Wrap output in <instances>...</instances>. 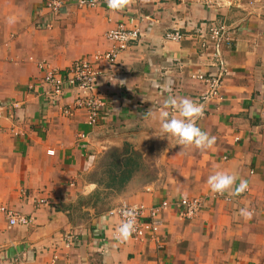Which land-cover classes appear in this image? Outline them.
Listing matches in <instances>:
<instances>
[{
  "label": "crops",
  "instance_id": "1",
  "mask_svg": "<svg viewBox=\"0 0 264 264\" xmlns=\"http://www.w3.org/2000/svg\"><path fill=\"white\" fill-rule=\"evenodd\" d=\"M118 23L139 36L112 65H99L105 109L92 127L84 110L64 115L69 94L58 105L45 99L37 65L66 70L107 52L106 32ZM214 28H223L217 42ZM176 32L181 40L165 39ZM222 68L220 99L196 121L215 137L212 147L166 139L156 119L164 100L196 102L207 87L193 76ZM263 93L264 0H126L115 11L106 0L92 9L67 1L56 15L45 0H0V207L29 221L10 226L0 213V264L15 256L24 264H264ZM109 154L118 174L128 169L125 184L106 189L115 192L106 212L85 205L75 217L78 198L100 188ZM217 171L237 176L233 189L247 181V190L212 193L206 181ZM181 197L203 198L196 217L160 208L153 239H116L112 212L122 202L148 211Z\"/></svg>",
  "mask_w": 264,
  "mask_h": 264
},
{
  "label": "built area",
  "instance_id": "2",
  "mask_svg": "<svg viewBox=\"0 0 264 264\" xmlns=\"http://www.w3.org/2000/svg\"><path fill=\"white\" fill-rule=\"evenodd\" d=\"M71 2L80 9L95 8L99 5L100 0H45V8L50 15H56L62 9L66 2ZM136 2H144L145 0H135ZM132 22V20H131ZM50 23L45 24L46 28H50ZM36 27L42 28L40 21L36 23ZM223 28H214L210 30L211 38L216 42L221 36ZM139 29L137 26L128 27L125 23H118L106 32V39L112 44L110 50L104 53L95 54L90 58H84L73 62L66 70L55 69L47 62H39L37 67L41 75V94L45 99L58 105L63 98L69 94L71 101L63 108V113L70 116L74 111L84 110L87 114L86 123L89 126H95L100 118L101 112L104 111V102L98 92V79L100 77L99 65H112L119 52L126 49L127 45L138 38ZM120 37H123L121 39ZM166 40L179 41L181 36L179 33H168L165 35ZM216 57L218 54L216 53ZM224 68L220 70L216 77H208L204 75L193 76L205 84L207 91L201 95L197 103L206 104L214 99H220V88ZM34 89V85L29 86ZM264 101V93L261 95ZM205 117V113L200 118ZM1 118V113H0ZM15 135H22L17 131ZM52 152V151H49ZM42 202V201H41ZM203 198H179L173 202L163 201L159 208H151L146 210L142 204H134L122 202L115 211L119 218V224L124 219L122 212L124 210H134L135 212V231L131 235L134 241H143L153 239L157 233L160 223L156 216L160 208H172L180 219H192L197 216L203 208ZM147 212V213H146ZM0 213L5 215L10 226L27 225L29 221L6 207H0ZM118 227V226H117ZM3 264H24V261L18 256L4 260ZM55 257L49 264H54Z\"/></svg>",
  "mask_w": 264,
  "mask_h": 264
},
{
  "label": "clouds",
  "instance_id": "3",
  "mask_svg": "<svg viewBox=\"0 0 264 264\" xmlns=\"http://www.w3.org/2000/svg\"><path fill=\"white\" fill-rule=\"evenodd\" d=\"M126 0H106L107 7L110 10H120L124 7ZM123 39V37H120ZM165 91H171L165 87ZM168 109L175 113L170 114ZM204 105L194 102L185 97L169 96L164 100L156 119L159 122V130L167 139L171 137L177 145L185 147L194 146L197 149L204 150L211 148L215 142V137L202 131L196 126V121L203 115ZM237 176L225 171H217L207 178L209 190L214 194H223L233 189ZM247 181L241 180L239 185L232 190L233 195L245 192L247 190ZM124 219L121 220L115 229V237L120 241H127L135 231L136 219L134 210H124L122 212ZM239 215L245 219H251L252 212L247 208H241Z\"/></svg>",
  "mask_w": 264,
  "mask_h": 264
},
{
  "label": "rangeland",
  "instance_id": "4",
  "mask_svg": "<svg viewBox=\"0 0 264 264\" xmlns=\"http://www.w3.org/2000/svg\"><path fill=\"white\" fill-rule=\"evenodd\" d=\"M134 159L135 158H131L130 161L134 162ZM116 162H117V157L113 155V159H112V154H109L108 156H105L102 159L101 166L105 167L106 170L109 166V170L106 171L104 175L102 176V179L100 181V188L92 196L78 198L77 202L74 204V207H72V210H71L72 214L77 215L75 217L77 218L81 217L80 210H81V207L85 205L90 206L91 208L95 209V211H97L98 213H104L109 209L110 202L112 198L114 197L113 193L115 192H113L112 190L108 191L106 189H109L108 187H110L112 177L115 174H118V170L120 169L119 166L115 165ZM130 166L134 167V165H130ZM127 170L128 169H125L126 172ZM125 171H122L121 174H118L119 177H126ZM117 183L120 184V181H117Z\"/></svg>",
  "mask_w": 264,
  "mask_h": 264
},
{
  "label": "trees",
  "instance_id": "5",
  "mask_svg": "<svg viewBox=\"0 0 264 264\" xmlns=\"http://www.w3.org/2000/svg\"><path fill=\"white\" fill-rule=\"evenodd\" d=\"M117 181H120V184H118ZM125 181H126V177H119L118 174H115L112 177L110 187L108 188L117 191V189H120L125 184Z\"/></svg>",
  "mask_w": 264,
  "mask_h": 264
}]
</instances>
